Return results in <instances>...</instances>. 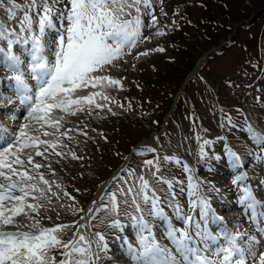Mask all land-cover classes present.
I'll return each mask as SVG.
<instances>
[{
	"label": "snow or ice",
	"instance_id": "snow-or-ice-1",
	"mask_svg": "<svg viewBox=\"0 0 264 264\" xmlns=\"http://www.w3.org/2000/svg\"><path fill=\"white\" fill-rule=\"evenodd\" d=\"M151 7V0H0V17H6L0 18V67L12 73L0 78L5 91L12 92L11 96L0 92V108L9 109L2 114L13 122L6 125L0 121V264H100L104 258L120 264L119 259L109 255L105 236L89 231L90 223L85 216L80 218L84 223L42 226L41 220L53 198L60 197L52 189L55 182L46 179L41 171L45 167L51 171V165L37 163L35 157L47 160L46 153L65 155L57 149L67 147L62 138L68 132L62 131L64 117H57L56 110L71 116L84 111L91 115L94 110L106 107L101 101L115 103L102 91L78 95V90L120 84L102 73L151 38L143 35L145 29L157 24ZM164 34L156 32L159 36ZM148 54V51L137 53V58ZM20 106L26 110V115L22 114L23 122L15 114ZM108 111L116 114L111 108ZM224 119L230 127H237L231 116ZM242 130L264 153V132L247 120ZM83 134L87 137L86 132ZM50 136L55 139L41 138ZM195 139L198 155L206 157L205 146H210L212 141L199 132ZM225 149L230 166L240 168V156L227 145ZM146 152L157 153V148L145 144L137 149V154ZM68 154L73 159H82L74 152ZM258 158L264 160V156ZM160 159L157 153L153 159L144 161L151 180L143 173L137 176L134 169H121L127 178L114 176L116 189L99 198L108 203L87 210L92 214L103 208L114 216L121 214V205L134 210L135 215L123 212L130 218L136 236L135 245L127 236L123 238L125 264L128 261L130 264H264V199L260 198L264 189L254 191L248 174L240 171L232 184L237 192L235 204L242 211L226 217L212 207V197L208 195L219 193L220 189L210 182L205 189L204 182L196 178L187 163L182 165L187 174L186 187L175 177L160 175ZM163 160L177 166L182 163L175 154L165 155ZM151 181L167 185L166 190L160 188L163 196ZM260 183L264 185V181ZM56 187L62 191L61 185ZM185 193L188 212L178 199ZM222 200L225 205H231L226 198ZM165 207L172 209V217ZM146 215L158 219L164 230L160 232V225L149 222ZM241 216H246L249 228L242 227ZM173 220L184 226L177 227ZM232 220H236L235 227L229 226ZM211 225L217 228L213 230ZM72 226L76 231L65 241L63 233ZM110 226L123 231L118 219H113ZM165 238L171 247L161 242ZM53 250H61L59 257L52 255Z\"/></svg>",
	"mask_w": 264,
	"mask_h": 264
},
{
	"label": "rangeland",
	"instance_id": "rangeland-1",
	"mask_svg": "<svg viewBox=\"0 0 264 264\" xmlns=\"http://www.w3.org/2000/svg\"><path fill=\"white\" fill-rule=\"evenodd\" d=\"M178 0H155L153 1L152 11L155 15L156 20L160 25L167 26V29L165 31V34L168 35L170 31L172 30L173 26H168L166 23L167 20H171L173 17V4L174 2H177ZM193 1V0H191ZM221 3V2H220ZM220 3H217V6H214L213 10L214 13L212 17L218 16V11L220 10ZM201 4H197V6L200 8ZM195 7V12L199 13L200 9ZM6 19V17H5ZM144 36H150L151 38L144 42L139 44V48L137 49L136 53L145 52L146 46H150L154 43L159 42H168V39L163 35L161 37L151 33L150 31L146 30L143 33ZM264 20L259 19L254 24V26H251L250 28L246 29H239L237 33L234 36V42L229 47L224 46H217L216 48H213V52L215 49L220 48L223 49V52L221 54L214 55L213 58L207 57V60H209V64L207 67H204L202 71L199 74V76L203 79V82L200 80L199 76H195L193 80H191L189 86H187V89L184 91L186 92V95L183 97L181 104L178 107L177 111H182L181 117L178 116V113H176L172 119L170 117L167 121L168 126V133L170 134L172 131V137L173 139L169 140L170 144H174L177 142L178 139L182 141L183 144L179 143L180 146H183L182 148L186 150V152L189 153L191 158L197 163L198 166L203 167L204 159L201 158L198 155V147L196 144V139L194 138L195 133L197 129L203 130L207 129L209 125L212 123V127L214 126V120L217 119V123L219 126L221 124L224 125V129L228 131V135L226 134L225 137L230 140V142H223L222 147L220 149V160L221 163L215 162L213 164V177L211 178L216 188L220 189L219 193L212 192V207L215 208L220 215L224 216H231L233 214H239L238 210L236 209L235 205V197L237 195V192L235 190V186L232 184V179L235 175L239 174L240 171L246 172L248 174L249 183L251 186L255 185V189L261 192L262 189H264V185H261V181H264V160L259 159L258 157L264 156V153H261L258 146H252L249 145L248 135H244L241 130H233L229 129L226 126L225 121H223L220 117L219 112L215 109L213 106L212 98L213 96H218L221 102H224L225 104H235L233 106V111L236 112L238 107L236 105H241V107L249 108L251 107V111L249 115L254 120V123H257L259 125V128L264 131ZM263 41V42H262ZM216 44V43H215ZM135 52L133 54L125 55L124 58L116 63L115 67H112L108 69L105 73H102V75H110L114 74L117 71L127 70L130 72L131 75H139V73L136 71V69L139 67L142 70V76L144 77V80L146 82H152L154 80L153 75L149 72L150 67L152 64L157 63H163L165 64V59H171L172 53L171 52H163L159 54L154 55H146V56H140L139 58L136 57ZM174 55V54H173ZM210 58V59H209ZM132 62H135V66ZM130 64V65H129ZM258 65V66H257ZM260 70H258V68ZM179 72H177L178 74ZM12 73L9 72L6 68L0 67V78L8 77ZM261 74V76H260ZM176 77V75L174 74ZM260 77V80L257 79ZM262 78V79H261ZM252 79V81H251ZM254 82H257L258 86L256 88H253L256 93L251 97L249 93L250 88L254 84ZM171 83V81H170ZM211 90L212 95L210 96V99L204 94L203 90ZM216 92H215V90ZM0 92H5V95H12V92L10 90L5 91L2 84H0ZM88 88L79 89L78 95H87ZM176 96V93L169 98V102H171V105L169 108H165V114L163 115L164 109H150L151 113L148 115L147 119L139 120L135 122V124L131 127V130H133V133L131 135L130 140H126L124 143H116V142H107L106 143V150L113 149L114 153H106L104 157L99 160L97 163L102 165L103 167L101 170L102 173H96L94 172L91 175V178L88 179L89 183H93L97 186V184L102 180L101 176L102 174L105 176H111L115 169H117L121 164L126 162L125 169H134L137 176H139L141 173L146 175L150 180V171L149 169L144 167V161L147 160L144 153L143 155H136L133 156V149L135 147L139 146V143L143 141L144 139H147L150 135L154 139V142L157 143L159 152L164 155H168L170 153H177L175 151L170 152V147L165 142V137L163 136L165 134L164 132H161V128L164 125L165 118L167 113L170 111L172 107V102L174 100V97ZM260 100V104H256L257 100ZM209 102L211 106L209 107ZM3 103H7L6 100L3 101ZM14 103H18V101L14 100ZM189 103V105H188ZM152 103L147 102L146 105H142L143 107L147 106L150 108ZM188 105V106H187ZM24 110V107H23ZM9 111V110H2L0 109V121L6 124H12L10 122L11 120L8 119L5 115L2 113ZM258 113L257 118L255 120V113ZM176 111H174L175 113ZM240 112V110H238ZM22 114L26 115L25 113H20V122H23ZM235 114V113H233ZM55 115L57 117L63 116V128L62 131H67V136H72L73 143H69L67 140H63V144L67 145V147L63 148V152H66L68 148L76 146L80 149H86L89 148L92 144L89 141V137L85 135H80L77 132H75V129L85 130V132L88 130V127L85 126L84 116L83 112L77 113L75 116L67 115L65 113H62L60 110L55 111ZM18 116V115H17ZM97 116V117H96ZM19 117V116H18ZM96 118V119H95ZM112 118V113H110L108 110H94L92 116L88 117L87 120L91 121L94 120L93 124H96L95 127L97 129H100L101 131H104V125H110L109 119ZM90 122V123H91ZM195 124V127L193 125ZM15 127L18 128L19 124L16 123ZM33 127H36L35 125ZM48 131H51V129H47ZM74 131V132H73ZM154 131H160V132H154ZM220 131H223L221 128L217 126L216 133H219ZM84 132V133H85ZM154 132V133H153ZM209 132V131H207ZM225 132V131H223ZM153 133V134H152ZM203 133V131H201ZM226 133V132H225ZM42 139H55L54 137H41ZM165 142V143H164ZM250 142H252L250 140ZM146 143V141H145ZM164 143V144H162ZM225 143H230L232 147L239 153V156L241 158L242 166L238 169H233L230 165L231 162L229 161L228 157L225 155V150H223V145ZM160 144V148L159 145ZM175 145V144H174ZM142 148V147H141ZM95 149L93 148V153H95ZM205 150H207V146H205ZM51 151V149H50ZM121 154V156H119ZM178 154V153H177ZM47 155V153L45 154ZM130 155V159H128ZM61 157L64 156H50L47 158V160L44 159V157H35V160L37 163L41 164H50L51 165V171L45 167L42 168L41 171L44 173L51 174L49 176H52L55 172V168L59 165ZM250 162L247 164V162ZM243 165H247L244 167ZM162 170L160 172V175L171 177V165L163 162L162 163ZM154 170V169H153ZM120 175H125V173H118ZM117 176V174L115 175ZM58 178V174H57ZM153 183V186L156 187L159 191L160 188L167 189V185H157L154 181H151ZM113 183H117L116 181H113ZM185 187L187 180L184 182ZM117 187V184L116 186ZM163 193V192H161ZM60 199H71L72 203L76 204L80 198L83 196V192H79L75 194L74 197L69 196L63 197L61 194H58ZM164 195V193H163ZM185 197V204L188 208V197L186 193L183 195ZM264 197V195H262ZM222 198H226L228 201L231 202V205H225L223 203ZM88 199H86L87 201ZM85 201V202H86ZM106 204L108 201L105 199ZM103 202L98 203V207H100ZM55 205V200L53 198V202L51 207ZM51 207H49L46 210V216H50ZM97 207V208H98ZM121 214L119 215H110L107 211H105L103 208H101V212L96 216L94 219H92L91 227H93V234L96 232L102 233L106 241L109 243L110 250L109 255L113 256L114 259H122L120 261V264H124L127 261V257L122 256V252L125 245H123V238L125 236L128 237L129 242L135 245L136 243V236L135 231L133 228V225L131 223V220L128 216H125L123 214L124 211H128L132 213L130 208H125L124 205H121ZM226 207H230V211H226ZM167 208V211H169V217L173 216L172 209ZM184 208V207H183ZM189 210V209H188ZM185 212H188L184 208ZM133 214V213H132ZM79 215V219H80ZM23 219V218H22ZM113 219H118L122 226L123 231L120 228H114L111 227V221ZM247 226H244L245 223H247ZM152 223L154 225L159 224L160 228L159 231L162 232L163 225L160 223V221L156 218L152 220ZM173 223L176 224L177 227L182 228L184 225L181 223H176L175 220H173ZM241 223L243 228H249L250 222L247 220L246 216H241ZM230 227L236 226V220H232ZM89 228V231H90ZM211 228L215 230L217 226L211 225ZM163 244L168 245L171 247L170 242L165 238L161 241ZM119 249V250H117ZM55 252V253H53ZM52 255L57 256L59 255V252L56 250H53ZM100 264H113V260L104 258L102 259V263ZM128 264H130V261H128Z\"/></svg>",
	"mask_w": 264,
	"mask_h": 264
},
{
	"label": "trees",
	"instance_id": "trees-1",
	"mask_svg": "<svg viewBox=\"0 0 264 264\" xmlns=\"http://www.w3.org/2000/svg\"><path fill=\"white\" fill-rule=\"evenodd\" d=\"M198 3L201 4L200 8L197 6ZM217 3H220L218 16L212 17L214 13L213 8L217 6ZM181 6L182 3L179 8H177L178 10L173 12L172 19L166 22L168 26H173V28L167 35L168 42L164 44L165 50L163 52H171V59H165V64L160 62L152 64L150 73L153 75L154 80L150 83L144 81V79L133 82L130 77L126 79L127 75L124 76L122 74V77H114L120 81V84L116 85V91L108 87H100L102 92L110 98L117 95L123 87L125 88V93L115 97V103L103 102L106 103V109L111 108L117 111V125L107 130V134L105 135L106 139L103 143L99 144V153L97 155H85L86 157L84 159L83 154L82 159H73L72 156L68 154L71 151L65 152V169L68 178L66 181L62 180L61 182L63 186L62 190L68 195L65 196L64 192L60 191L59 194L63 197H74L75 194L83 192V196L80 200L84 203L95 191L96 185L88 182L87 177L82 173V166L79 164L85 165L96 173H102L103 171L101 168L103 166L97 162L101 160L106 153H114L113 149L108 148L110 151L106 150V143H124L126 140L131 139L133 133L131 127L134 124L129 120L139 121L140 119H147L148 115L151 113L150 109L152 108L164 109V115V107H170L171 102H169L168 99L177 92L184 76L203 52L212 45L219 44V42L222 39L224 40L232 31L231 42L234 40V36L239 29H246L254 26L259 19L264 20V0L186 1L184 12L180 11ZM195 7L200 9L199 13L195 12ZM173 20L174 22H172ZM159 27L163 28L164 31L167 29V26L164 25H160ZM149 55H154V52L151 51ZM213 55L214 53L212 52L207 57L213 58ZM207 63H209V60H207ZM177 72L179 73L177 74ZM112 76H114V74H112ZM185 95L186 93H184L182 97ZM147 102L152 103L150 108L142 106L146 105ZM119 156H121V154ZM77 157L79 156L77 155ZM72 161L76 162L77 165H74ZM103 177L104 175L102 174L101 178ZM54 200L55 205L51 207L50 219L45 215V212L44 218L41 220L42 225L54 222V220L60 221L68 218L69 212H66V208H64L63 212L57 208L58 206L66 205L67 202H69V206H74L70 198L66 200L58 199L59 201L54 198Z\"/></svg>",
	"mask_w": 264,
	"mask_h": 264
},
{
	"label": "bare ground",
	"instance_id": "bare-ground-1",
	"mask_svg": "<svg viewBox=\"0 0 264 264\" xmlns=\"http://www.w3.org/2000/svg\"><path fill=\"white\" fill-rule=\"evenodd\" d=\"M22 109H23V107H22ZM88 216H89V214L86 213V214H85L86 221H88V218H89ZM84 222H85V221H84ZM119 260L122 261V259H119ZM124 264H125V263H124ZM127 264H128V262H127Z\"/></svg>",
	"mask_w": 264,
	"mask_h": 264
}]
</instances>
